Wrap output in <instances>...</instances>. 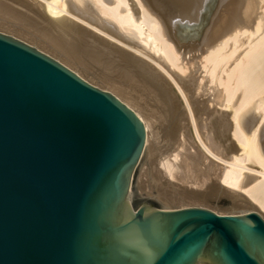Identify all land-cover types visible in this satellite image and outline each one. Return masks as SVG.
<instances>
[{
  "label": "bare ground",
  "instance_id": "1",
  "mask_svg": "<svg viewBox=\"0 0 264 264\" xmlns=\"http://www.w3.org/2000/svg\"><path fill=\"white\" fill-rule=\"evenodd\" d=\"M0 32L136 114L145 138L129 203L147 154L162 208L224 197L226 214L264 220V0H0ZM185 181L201 189L178 191Z\"/></svg>",
  "mask_w": 264,
  "mask_h": 264
},
{
  "label": "water",
  "instance_id": "2",
  "mask_svg": "<svg viewBox=\"0 0 264 264\" xmlns=\"http://www.w3.org/2000/svg\"><path fill=\"white\" fill-rule=\"evenodd\" d=\"M142 122L0 32V264H264L254 211L127 200Z\"/></svg>",
  "mask_w": 264,
  "mask_h": 264
},
{
  "label": "rangeland",
  "instance_id": "3",
  "mask_svg": "<svg viewBox=\"0 0 264 264\" xmlns=\"http://www.w3.org/2000/svg\"><path fill=\"white\" fill-rule=\"evenodd\" d=\"M6 31H9L8 29H5ZM116 92H118V94L125 100V101H128L130 102V96L126 93H124L122 90H119L117 89ZM129 97V99H128ZM147 161V162H146ZM142 163V164H141ZM140 163L138 169H137V172H136V177L134 179V184H133V190H132V203L137 206L139 204H146V205H150V206H158V207H170L172 204H168V202H165L164 200L162 201L160 198H157V193H156V189L157 187H159V184L157 182H154L152 177H151V171H150V164H149V160H148V155L145 154L144 158L142 159V162ZM149 167V168H148ZM147 169L146 172H148L146 175V177L144 175H141L140 176V172L143 170V169ZM178 173H176V176L180 179L181 177L183 178L182 175H177ZM150 176V177H149ZM141 178V179H140ZM148 178V179H147ZM145 179V180H144ZM150 180V181H149ZM152 181V184L150 183ZM138 182H139V185H140V189L138 186ZM143 182V183H142ZM154 182V183H153ZM180 183V182H178ZM151 184V185H150ZM154 184V185H153ZM158 186H157V185ZM187 184V185H186ZM189 182L185 181V182H181V185L184 186L182 188V186H180L179 184L176 185V189H178V191H181V192H185L187 191V188L190 186V188H188V191L189 192H193V190L195 191L198 187H201V185H197V187L193 185V183L189 184ZM153 185V187H152ZM186 185V186H185ZM156 186V187H155ZM155 187V188H154ZM177 187H180L181 189L177 188ZM152 190H151V189ZM195 188V189H194ZM145 189V190H144ZM184 189V190H183ZM198 189H201V188H198ZM151 190V192H150ZM155 190V191H154ZM183 190V191H182ZM147 191V192H146ZM187 191V192H188ZM176 192V191H174ZM177 193V192H176ZM156 196V197H155ZM183 202H180V203H175L173 205H178L177 207H185V206H203V207H206V208H210L212 209L214 207V209L218 210V211H221V214H226L228 211H233L231 209V206H230V203L228 201H226V198H222L220 202H218L217 204L215 203H211V202H207L205 204H199L197 201L195 202V200H192L189 201V202H186V203H183ZM188 203V204H187ZM205 205V206H204ZM215 205V206H214ZM245 209V210H244ZM242 209L240 212H248V211H251L249 208L247 210V207ZM240 212H237V213H240Z\"/></svg>",
  "mask_w": 264,
  "mask_h": 264
}]
</instances>
